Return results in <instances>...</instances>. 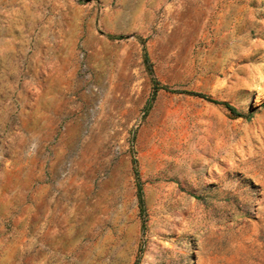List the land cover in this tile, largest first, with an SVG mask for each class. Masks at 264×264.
<instances>
[{"label":"rangeland","instance_id":"374dc122","mask_svg":"<svg viewBox=\"0 0 264 264\" xmlns=\"http://www.w3.org/2000/svg\"><path fill=\"white\" fill-rule=\"evenodd\" d=\"M59 144L89 196L22 251L2 169ZM0 264H264V0H0Z\"/></svg>","mask_w":264,"mask_h":264},{"label":"crops","instance_id":"0c3cea01","mask_svg":"<svg viewBox=\"0 0 264 264\" xmlns=\"http://www.w3.org/2000/svg\"><path fill=\"white\" fill-rule=\"evenodd\" d=\"M63 43L59 39L50 49L59 58ZM44 51L45 54L48 52L46 49ZM67 157L68 151L59 144L49 160L41 149L25 156L16 155L15 158L10 155L6 160L8 162L2 173L9 174L12 189L19 193L20 198L27 197V203L24 199L19 209L16 208L19 213L12 221L13 236L21 238L18 249L27 252L39 251L43 247L46 251L55 249L54 238L61 234L66 201L89 196L87 190L92 179L86 175L87 167L82 156L76 157L71 164L65 162ZM69 194H72V198L68 197Z\"/></svg>","mask_w":264,"mask_h":264},{"label":"trees","instance_id":"16d2710c","mask_svg":"<svg viewBox=\"0 0 264 264\" xmlns=\"http://www.w3.org/2000/svg\"><path fill=\"white\" fill-rule=\"evenodd\" d=\"M160 88L167 90V91H170L167 87H160ZM189 93L193 96H196L198 98L206 100L210 103H214V104H217V105L224 107L233 117H242V115L239 112H237L236 108L227 102L218 101V100L213 99L212 97L205 95L203 93H200V92H189ZM139 203H141V200H139Z\"/></svg>","mask_w":264,"mask_h":264},{"label":"built area","instance_id":"2783aa9c","mask_svg":"<svg viewBox=\"0 0 264 264\" xmlns=\"http://www.w3.org/2000/svg\"><path fill=\"white\" fill-rule=\"evenodd\" d=\"M85 77H87V78H88V77H89V76H88V74H86V73H85ZM90 87H92V86H90Z\"/></svg>","mask_w":264,"mask_h":264}]
</instances>
